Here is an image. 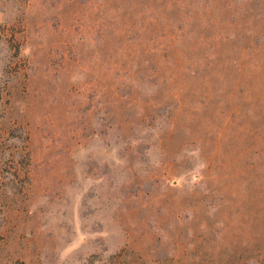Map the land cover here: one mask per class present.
Here are the masks:
<instances>
[{
    "label": "rangeland",
    "instance_id": "1",
    "mask_svg": "<svg viewBox=\"0 0 264 264\" xmlns=\"http://www.w3.org/2000/svg\"><path fill=\"white\" fill-rule=\"evenodd\" d=\"M0 264H264V0H0Z\"/></svg>",
    "mask_w": 264,
    "mask_h": 264
}]
</instances>
